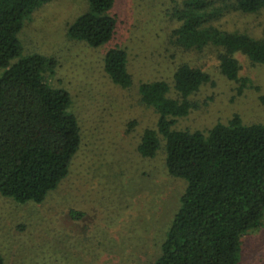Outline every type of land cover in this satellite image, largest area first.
Wrapping results in <instances>:
<instances>
[{"label": "rangeland", "instance_id": "1", "mask_svg": "<svg viewBox=\"0 0 264 264\" xmlns=\"http://www.w3.org/2000/svg\"><path fill=\"white\" fill-rule=\"evenodd\" d=\"M184 2L117 0L115 37L100 47L68 32L90 9L88 0H52L27 16L19 33L21 57L54 59L46 79L70 93L69 110L81 125L82 143L68 176L42 203H19L0 194L5 264H155L159 259L187 182L168 173L163 137L154 157L139 152L144 131L159 120L157 109L142 101L141 83L165 80L169 95L177 98V68H200L210 80L190 97L193 107L177 119L175 129L207 132L237 116L246 125H264V62L236 52L239 72L230 79L221 69L222 47L177 46L174 31L181 22L175 11ZM212 24L224 32L264 38V10L227 11ZM114 47L127 51L133 76L129 88L116 84L105 70V57ZM3 72L0 68V77ZM239 264H264V217L259 228L242 237Z\"/></svg>", "mask_w": 264, "mask_h": 264}, {"label": "trees", "instance_id": "2", "mask_svg": "<svg viewBox=\"0 0 264 264\" xmlns=\"http://www.w3.org/2000/svg\"><path fill=\"white\" fill-rule=\"evenodd\" d=\"M52 0H0V194L19 203H42L68 176L82 143L78 118L70 112V93L46 79L55 65L40 54L22 56L19 33L40 4ZM90 9L69 26V35L100 47L115 37L117 0H88ZM259 13L264 0H186L175 11L181 22L174 43L187 50L212 44L224 49L221 69L230 79L239 72L234 53L264 62V38L224 32L212 23L227 11ZM19 60L12 64V60ZM105 70L123 88L133 84L127 51L111 48ZM210 80L188 64L174 74L178 97L165 80L143 82L142 101L159 112L157 127L147 128L138 146L154 157L165 141L168 173L187 182L181 205L155 264H239L242 237L261 226L264 217V125H246L240 117L207 132L177 130L187 116L190 97ZM78 213H74L77 218ZM0 264H5L0 254Z\"/></svg>", "mask_w": 264, "mask_h": 264}]
</instances>
